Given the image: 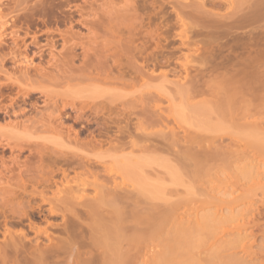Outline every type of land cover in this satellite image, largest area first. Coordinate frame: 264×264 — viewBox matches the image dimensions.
Wrapping results in <instances>:
<instances>
[{
    "label": "bare ground",
    "instance_id": "obj_1",
    "mask_svg": "<svg viewBox=\"0 0 264 264\" xmlns=\"http://www.w3.org/2000/svg\"><path fill=\"white\" fill-rule=\"evenodd\" d=\"M13 1L17 9L16 14L23 12V14H20L23 15L22 18L25 20L29 19L28 17L32 13L38 12L50 15L55 10H59L63 15L61 23L65 24L64 26L68 31H59L58 39L55 35L57 30L53 33L48 30L45 33L42 31V36L46 35L44 44L39 42L40 34L39 32L36 33L37 31L31 35V31L28 29L29 31L26 30L25 36L22 38L18 30L20 28L17 27L18 31H15V22L19 19L13 20L15 27L12 26V28L14 30H11L10 27L11 31L8 34L12 37L13 45L15 44L16 48L20 46L18 41H23L27 45V42H24L25 37L31 36L29 45L34 44L38 47L36 54L40 53L43 56L46 53L48 54H45L46 57H50L49 62H47L50 63L48 65H51L52 70L53 68L56 69V77L52 76L53 71L50 75L48 74L51 70L50 67L48 72L46 68L45 70L43 68V71L41 70L43 73L39 71L41 68L37 69L40 78L44 77L48 80L51 76L58 81L62 79L70 82L73 80H91L101 82V85L102 83L123 84L122 80L127 77L130 80H139V83L143 82V84L138 85V88L136 86V91L146 90L150 111L148 113L147 107L141 105L144 102V99H142L144 96L142 95L137 98V101H142L136 102L134 100L137 105L128 110L124 107V103H121L120 107L115 99L107 100V102H96L95 99L86 100L85 102H78L75 99L53 101L41 85L39 86V84H35L34 81L32 82L29 79L32 74L29 76L30 70L26 69L27 73L22 71L27 74H24L26 77H24V81L26 80L28 83L24 82L26 85H21L24 88H19V93L23 92L24 94H22L30 99L35 91L41 92L46 109L51 108L58 113L57 119H52L51 115H48L50 119L47 123L49 124H43V127L44 125L45 128L48 127V133H50L49 128L54 130L49 134L50 136L53 134L55 136L53 138L64 140L75 147H67L66 152L62 150L47 151L48 149L45 151L44 149L31 147L28 156L22 161L23 149L21 148L23 147L16 154L15 148L8 145L10 151L12 150V160L7 163L3 160V157L0 159V198H2V201H0V264H264V243L259 244L257 251L254 250L256 240L252 241V233H247L249 226L257 228L264 222V193L257 202L259 204L257 208L242 214L243 224L235 225L232 228V230L237 229L239 235L243 236L240 235L234 240L223 241L219 239L211 243L208 249H205L208 244L203 241L204 237L201 239L199 236L205 231L206 227V232L210 234L209 228L211 226L208 228L209 225H207L206 219L212 216H208V218L201 216L197 218L195 224H192L188 220L183 221L189 212L188 210H190L187 201L154 202L155 197H150L153 192L149 191L153 188L146 181L148 180L146 179L147 172L143 169L144 162L146 163L145 153L142 151L136 154L133 152L134 150L128 154L123 153L127 145L133 149L136 147L133 142L127 140H140L144 135L141 116H144L146 120L144 121L149 128H155L164 122L157 110L156 100L158 94L152 90L150 91V89L158 88L156 83H161V79L164 83L176 87H179V85L183 87L186 84L194 85L191 88L193 98L210 92L204 88L207 85L204 86L207 80L213 81L215 79L224 82L227 91H224L223 100L219 99L217 103L221 104L220 106H225L230 113L228 129L238 128L249 133L260 132V124L255 117L263 114L262 109L264 107L257 104L258 101H264V35L260 38L261 40L258 37L257 42L254 40V43L252 41L243 43L245 48L241 47V50L244 48L247 52L243 50L240 54L238 53L239 56L237 54L234 60L207 65L208 67H205V69L195 67V70L194 67L185 64L182 66L184 72L178 71L176 67L175 72L179 75L176 73V76L173 75L180 78L181 81L176 78L178 81L172 82L167 75L162 77L157 75V70H159L158 55L155 51V48H158L157 30L153 27L157 15L153 14L150 17V25L147 24L149 25L147 29H151L149 31L145 30L144 33L143 29L146 25L143 24V26L142 22H140L141 24L138 23V17L131 15L130 6L127 5L128 2H134V0H95L96 4L99 3L98 1L101 4L90 3L89 7L79 5L77 3L79 0ZM190 1L189 4L181 2L179 10L174 11L177 18L179 17L176 19L177 23L185 16L193 21L196 20V24L199 21L200 26L203 25L206 29L212 28L217 31L228 32L233 26L227 21L234 19L237 12H241L235 19L236 22H240L239 26L242 25V22L245 26V22L249 25V22L252 23L256 19L264 18V0H244L241 5V0L239 2H237L238 0H225L221 7L226 12L233 10L223 16H219L216 13L218 11L212 13V11L205 9L206 3L208 4L205 0H201V2ZM218 1L213 0L212 3L217 5ZM245 1L252 3L247 4ZM86 2L88 3V1ZM32 3L34 6L28 8L27 6ZM38 3H41V5ZM122 3L124 4L123 10H115L114 6ZM36 5L37 7H35ZM38 5L42 6V9ZM238 5L240 6L238 7ZM186 9L190 11H186ZM181 10L182 12L184 10L183 13L181 12L182 14L180 13L182 17L176 13ZM225 10L223 11L225 12ZM20 14L16 17L20 18ZM111 14L115 18L120 15L121 20L111 18ZM105 16L110 18L109 23L115 27H110L109 23H105L107 22L104 20ZM115 20L117 23L113 25ZM5 24L8 25L4 23L3 26ZM66 24L71 27H67ZM117 24L120 30L118 34L121 33V38L128 36L126 38L131 45L133 36L137 35L138 37L139 35V38L141 37L145 41H142V49L144 47L145 50L147 47L152 49L150 56L143 57L140 51L141 48L137 49V46L136 49L139 50V53L141 52L139 56L136 55L135 50H133L134 54L129 51L131 48L127 50L128 55L133 54L131 58L125 56L124 50L121 51V54L112 52L109 45L114 42L107 38L109 33L111 34L108 28H116ZM182 24L185 25H183L184 27L187 26L185 23ZM234 24L237 23L234 22ZM77 26L86 29L88 33L82 35L74 32L73 29ZM181 32V35L186 33L185 30L183 31L185 33ZM183 36L180 38L182 39ZM20 37L22 40H19ZM122 40H119L121 45L118 43V48L122 47ZM135 40L138 41L134 38L133 41L135 42ZM59 41H61L62 50L56 54L55 50ZM77 49H81V55L76 54ZM19 50L18 53L21 52ZM188 50L192 51L189 48ZM22 52L20 53L22 59L24 55L28 58L26 56L28 53L23 55ZM244 53L245 55H241ZM15 54L17 55V52ZM123 56L126 59H123ZM1 57H4V55ZM198 57L202 56L199 55ZM14 58L13 60H16V57ZM77 58L82 62V66L75 69L74 64ZM140 58L143 61L142 67L137 65ZM193 59L195 60V58ZM205 61L207 60L205 59ZM190 64L192 63L190 62ZM22 72L20 73L22 74ZM60 72L62 73L60 74ZM173 72L170 71V74ZM115 74L118 76L114 77ZM119 75L124 76L121 78ZM46 76L48 77L46 78ZM181 82L184 83L180 84ZM39 88L40 91H37ZM31 89H33L32 91L37 90L32 92ZM0 96L3 97V94H0ZM202 104L208 105L210 102L204 101L196 104V106ZM17 105V101L9 104L10 109L14 111L23 109L22 106H30L31 110L35 107L27 99L22 101V105ZM117 116L121 119H116ZM133 116L137 120L136 123L133 122ZM64 118L66 120L72 118L76 125L80 124L81 129L75 132L72 131L71 126L65 130L62 122ZM122 123H124V126H121ZM45 131L47 133V129ZM223 132L231 133L232 131L224 130ZM85 133H88L87 137L84 142H81L79 137ZM145 136L160 137L158 132L145 134ZM184 140L189 144L188 148L182 147V142L178 140L171 142L169 139L164 140L166 143L163 147L169 154L177 155V158L187 161L190 167L195 169L196 174H199L210 163H216L220 159L224 162L234 161L236 163L238 161H248L246 176L249 174L251 177L252 172L250 171L255 170L252 164L255 160L246 149H234L235 146L232 145L227 151L222 152L221 146H214V139L199 141L198 139L185 137ZM0 144L3 145L2 142ZM105 145L110 146L107 153H111L110 156H113L114 162H117H115L117 165L114 163L116 166L107 165L103 161L105 156L101 152V148ZM76 146L83 147L86 150H80L78 147L76 149ZM160 147L161 142L153 139L150 148L157 149ZM177 147L179 151L174 154L172 150ZM158 189L160 190L157 187ZM202 196H205V194H202ZM142 197L145 199L141 200ZM243 197V199L250 200L253 196L245 195ZM208 198L210 199V197ZM208 198L201 199L199 207L207 206L209 203ZM183 208L187 211L184 210V213H179ZM58 219L61 221L57 222ZM25 222H28L26 224L28 229H23V227H27ZM43 222H45V227L41 226ZM15 228L20 229L17 231ZM211 229L213 228L211 227ZM242 230L246 232L242 234ZM240 253L242 255H237ZM221 259L226 260L221 263Z\"/></svg>",
    "mask_w": 264,
    "mask_h": 264
},
{
    "label": "rangeland",
    "instance_id": "obj_2",
    "mask_svg": "<svg viewBox=\"0 0 264 264\" xmlns=\"http://www.w3.org/2000/svg\"><path fill=\"white\" fill-rule=\"evenodd\" d=\"M86 1H88V3ZM184 1L183 0H134V2L127 3V5L130 6L129 8L132 11V14L131 13L130 14L138 17L139 19L138 23L142 22V25L143 24L146 25V27L143 25L144 33L145 30L149 31V29H151V28L147 29L150 25L149 24L151 19L150 17L153 14L157 15L156 19L154 20L155 26L153 27L157 30L158 48H155V51L158 55L157 64L159 70H157L158 71L157 75L160 77L167 75L168 79L170 78L169 80L170 81L172 80V82L173 81L176 82L178 80L181 81L180 78L175 77L176 67L178 71L184 72V67L182 66L185 64L186 66L188 65L194 67L193 69L195 70V67L205 69V67H208L209 65L212 64L234 60L237 54L238 53L240 54L244 50L245 47L243 46V43H249L250 41L254 43L256 39H258V37L259 40H261L260 38H262L264 35V18L262 17L263 20L261 18L254 20L255 22L252 21L253 24L249 22V25L245 22V26H243L244 23L242 22L241 23L242 25L239 26L240 22H236L235 19L237 18V16L240 15L241 12H237V14H235L236 16L234 15L235 16L234 19L227 21L228 23L232 24L231 26H233L232 29L229 30L228 32H224L221 30L217 31L212 28L206 29L203 27L202 24H201L202 26H200L199 21L196 24L195 23L196 20L193 21L190 18L185 17L184 16L185 14L183 15L184 16L183 19L180 20L181 22L178 21L177 23L176 19H178L179 17L177 18L174 11L179 10L180 8L179 5L181 2H183L184 4L191 3L190 0L188 1L184 0ZM194 1L201 2V0L200 1L194 0ZM205 1L208 2V4L206 3L207 8L205 7V9H207L210 12L212 11V13L218 11L216 13L219 16H223L224 14L226 15V13L228 12L230 13V11L233 10L231 9L230 11L228 10V12H226V10L223 7H221L222 6L221 4L224 3L225 0H223L222 2L221 0H219L218 1L219 3L217 5L212 3L213 0H210L211 2L207 0ZM243 1L244 0H241L240 5L242 4ZM13 2H14L13 0H0V36H1L0 37V90L2 91V93L0 94L1 95L3 94V97L0 96V143L2 142L3 144V145L0 144V159L3 157V160L7 161V163L10 162V160H12L11 159L12 150L10 151L8 145H10L9 147L12 146L13 148H15V153L18 152L21 147H23L21 148L23 149V153L21 154L22 161L25 159V157L28 156L29 148L31 147H37L40 150L44 149L45 151L48 149L47 151L62 150L66 152L67 147L70 148L74 146V145H70V143L65 142L64 140L61 141L58 138H53L54 136L53 134L52 136L49 135L52 133L51 131L54 130L52 128L51 129L49 128L50 133H48L49 132L48 127L45 128L46 127L45 125L49 124L47 123L48 119H50L48 118V115H51L52 119L53 118L57 119L58 113L54 112L51 108L46 109L45 104L43 102L44 97L41 96V92L35 91L38 88L34 90L35 93L33 97L30 99H28L26 95H23L24 94L23 92L19 93L20 91L19 88H24V86L21 87V85L22 84L26 85L28 83L26 80L24 81V77L25 75H27L26 73L28 72L26 69L30 70L29 76L32 73L30 76L31 78L29 79H31L32 82L34 81L35 84H39V86L41 85L44 88V90L47 92V95H49V97L52 98L53 101H59L61 99H65V100L75 99L78 102L80 101L85 102L86 100L91 101L92 99H95L96 102H101V101L107 102V100L115 99L117 100V103L120 104V107H121V103H124V107L126 108V110H128L129 108H132L133 106L137 105L136 102L139 101V100L137 101V98L140 95H142L144 96L142 98L144 99V102L142 104L141 103L138 104L147 107V112L149 113L150 111L149 99L146 96L147 95L146 90L143 89L141 90L142 92L136 91V88H138L141 84H143V82L139 83V80H130V78L127 77L122 80L123 84L102 83L101 85V82H94L91 80L88 81L73 80L70 82L62 79H59L58 81L56 80V78H52L51 76L50 78H48V80L45 79L44 77L40 78L41 76L39 77V73H38L39 71H41L43 68H44L43 70H45L46 68L47 72L50 70L51 65L50 66L48 65L50 64L48 63L50 57L48 56L46 57V55L48 54L45 53L46 55L44 54L43 56H41L40 53L36 54L38 52V47L36 45L35 47L34 44L29 45L31 42L30 39L31 36H29L28 38L27 36L25 37L24 42H27V45L23 43V41H18V44L20 45L19 47H21L19 50V47L16 48L15 47L16 45L15 44L13 45L14 42L12 41V37H10L9 32L11 30H14L12 26L13 27L16 26L15 31L19 30L20 31L19 34L23 38V36H25L24 33L26 30L27 31L30 30L31 35L37 31L36 33L39 32L40 34L39 42L44 44L46 35L44 36L42 35L47 30L52 33L57 30V32H55L56 34L54 33L57 39L59 37L58 36L59 31L67 30L66 27L64 26L65 24L61 23L63 19V15L59 10L58 11L55 10V12L50 15L49 14L44 15L43 12L40 13L38 12L34 14L32 13L31 15L29 14L30 15L28 17L29 19L25 20L24 18H22L23 15L20 14V13L23 14V12L16 14L17 9L15 8V4ZM85 2L84 0H79L77 3L81 6L89 7L90 3H95L96 1L85 0ZM98 2L99 3L97 4L100 5L101 2L100 1ZM174 2H176V4H174ZM237 2H239V0ZM245 2L244 5L246 6ZM246 3L250 4L252 2L250 3L246 2ZM38 4L41 5V3ZM29 5L27 7L32 8L33 3ZM240 5H238V7ZM123 6L124 4L122 3L114 7L115 10H119V9L123 10ZM35 7H37V5ZM41 7L42 6H40V9H42ZM217 7H220L221 9ZM223 10H225V12ZM237 10L239 11V8ZM186 11H190V10L186 9ZM181 12L182 10L179 11V13L178 12L176 13L178 16L182 17L180 15ZM19 14H20L19 16L20 18L16 17ZM112 17L113 15L111 16V18ZM119 17L120 15L118 17L116 16V18L114 16L113 18L118 20L117 18ZM77 18L78 16L76 17V19ZM15 19L16 20L19 19V21H16L14 26L13 20ZM109 19H110L109 17L105 16L104 20L107 22L105 21L104 22L108 24ZM112 20L114 21V19ZM116 20L115 22H113L114 23L113 25L117 23ZM234 22L237 24H234ZM4 23H7L8 25L5 24L3 26ZM182 23L187 24L186 26L187 31H186V27H184L185 25ZM118 24L116 25V28L113 29L108 28L111 34L109 33L107 38L108 39L110 38L114 43L116 42V44L112 43L111 45H109L110 49H112V52L121 54V51L124 50V52L126 53L128 52L127 50L131 48L129 51L133 52V50H135L134 52H136V55L139 56L140 53L142 52L141 54L143 55V57L145 58L149 57L152 49H150V47L147 46H146L147 47L146 50L144 49L145 47L142 49V45H143L142 41L144 40L141 37L139 38V35L138 37L137 35H135L136 37L133 36L132 39L134 40V38H136L138 40L139 38L140 41L138 40L136 42L135 40L134 42L132 40V45H131V43L127 41L126 37L128 36L126 37L124 36L126 38L125 39V38H121L122 37L120 36L121 33L118 34L120 31L119 27H117ZM66 25L67 27L70 26V25L68 26V24ZM109 25L110 27H115L112 26L111 23H109ZM17 27L20 29H18ZM73 30L74 32L81 33L82 35H86L88 33L86 29L78 26ZM184 30L186 33L183 32ZM180 32L185 33L182 34L185 36V37L183 36L182 39L180 38L182 37ZM179 34L180 37L178 36ZM22 38L19 40H22ZM119 40L123 41L121 47L123 49L118 48L117 44L119 43ZM119 44L121 45V42ZM183 44L185 45L183 46ZM24 46L25 47L28 46V47H26L25 49ZM136 46L137 49L141 48L140 53L138 52L139 50L136 49ZM56 47L57 48L55 50V53L58 54L59 51L62 50L61 41H59ZM241 47L244 48H242L241 50ZM188 48L192 49V51L191 50L189 51ZM24 49L26 50L25 53H24L25 51ZM18 50L21 52L24 50L22 52L23 55L28 53L26 54L28 58H26L25 55H24L25 59L23 57L26 63L24 62L22 56L20 55L21 52L18 53ZM245 50L244 52H247ZM13 51L15 53L17 52V55ZM76 54L81 55V49H77ZM133 54L128 55L126 53L125 56L131 58V55L133 56ZM3 55L4 57H1ZM199 55L202 57H198ZM241 55H245V53ZM125 56H123V59H126ZM14 57H16V60H13L15 59ZM41 58H43V60H41ZM193 58H195V60ZM205 59L207 61L204 62ZM139 60L137 65L142 67L141 64L143 61L142 59L140 61ZM190 62L192 64H190ZM81 63L82 62L80 61V59L77 58L74 64V68L75 69L80 68L82 66ZM179 66L183 69H181ZM38 68L41 69L38 71L37 70ZM193 69L191 70L193 71ZM22 71L25 72L27 71V72L23 73ZM52 71H53L52 76L56 77L55 74H57V71L55 68H53L52 70L51 67V70L49 71L50 73L48 74L50 75ZM170 71L172 72L174 71V72L170 74ZM20 72H22V74ZM61 73L62 72H60V74ZM33 74L34 75L37 74V75L34 76ZM176 74L179 75V73ZM117 76H118L117 74L114 75V77ZM119 76L121 77V75ZM47 77L48 76H46V78ZM24 82H26V84ZM184 82H181L180 84ZM156 84H158L157 85L158 88L150 89V91L152 90L153 92L158 94L156 100L157 110L159 112V115L162 116V119L161 118L160 119L163 120L164 122L160 126H157L155 128H149V126L145 122L146 120L144 116H141L142 119L141 122H142V129L144 130V135L145 134L149 135L153 132H158V135L160 137L159 138L147 137V136L144 137V135H142L143 137H141L142 139L140 140L129 139L127 141L133 142L136 147L133 149L128 147L127 145V148L125 150L123 149L124 150L123 153L124 154L131 153L132 150H134L133 152L136 154H139L142 151L145 153L146 157L144 158L146 163L144 162L145 168L143 166V169H145V172H147L146 179L148 180L146 181L150 184L149 186L153 188V190H155L153 191L152 189H149V191L151 190L153 192L150 197H155L156 199L154 202L163 203L165 201H177V200H183L185 202L187 201L188 204L190 205L189 207L190 210H188L189 211L187 213L188 216L186 215L187 217L185 216L183 221L186 222L188 220L192 224H195L197 218L201 216H206L207 218L208 216H212L211 218L206 219L208 222L207 225H209L208 228L210 226L213 228L211 229L210 227L209 228L210 230L208 229L210 231V234L206 232L207 229L206 227L205 231L202 232V234H200L199 236L201 239L204 237L205 239L203 241H205V243L208 244V246L205 249H208L211 243H214L219 239L226 241V240H234L237 237H240L241 234L239 235V231L237 229L232 230L233 226L243 224L242 214H246L248 210L257 208L259 206L257 202H259L260 196H262L264 193V107L262 109L263 114L256 115L255 117L257 119V122L260 124V128H261L260 132L249 133L247 131H242L238 128L228 129V126L230 125L229 123L230 113L228 112L225 106H220L221 104L219 105V103H217L219 99L221 101L223 100L222 97L224 91L225 90L227 91L224 82L215 79L213 81L207 80V83H205L204 86L206 84L207 85L204 88L209 90L210 92L206 95L198 96L196 98H193V95L191 93V88L194 86L193 84H191L193 86H190L185 83L188 86L184 85L185 87L184 86L180 87L179 85V87H176L164 83L162 79H161V83L157 82ZM32 90L33 89H31V91ZM37 91H40V88ZM24 99H27L28 101H30L31 104L35 105L36 107V108L34 107L35 110L34 109L31 110L30 106H26V107L22 106L23 109L20 110L17 109L18 111L17 110L14 111L10 109L11 107L9 106V104H11V102L17 101L18 105L20 106L22 105V101ZM134 100L136 102H134ZM204 101L210 102V104L208 105L202 104L196 106V104ZM257 104L264 106V101H258ZM6 107L9 108V111L8 108L6 111ZM116 119H121V118L117 116ZM62 122L64 123V125L63 124L62 125L65 128V130L69 129L71 126H72L71 128L72 131L75 132L81 129V126H79L80 124L76 125V122L72 118L67 120L64 118ZM133 122L134 123L137 122L134 116H133ZM16 124L18 125V128ZM43 124H45L44 127ZM12 125L13 126L16 125V126L13 127ZM164 125H167L168 127ZM121 126H124V123H122ZM46 129H47V133L45 131ZM224 130H231L232 132L224 133L223 132ZM87 134L88 133H85L84 135L83 134L80 135L79 138L81 139V142H84L85 138L87 137ZM185 137L190 139H198L199 141L214 139L215 140L214 146H221L222 152L227 151L228 148H231L230 146L232 145L235 146L234 149H240V150L246 149L247 151L250 152L251 157L254 158L255 160L252 163L255 170L253 169H252L253 171L249 170L250 172H252L251 173L252 176L250 177L249 174L248 176H246V170H248L247 165L249 164L248 161L246 162L238 161V163H236L234 161L224 162L221 159L216 163H210L208 166L205 167V169H202L199 174H196L195 169L191 168L187 161H183L177 158L176 157L177 155L169 154V152H167V150L163 147L164 144L166 143L164 140L169 139L171 142L178 140L179 142H182L181 145L182 147L188 148L189 144H187V142L184 140ZM153 139H156L157 141L161 142L160 148L157 149L150 148ZM77 147L79 148V146H76V149H78ZM109 148H110L109 145L107 146L105 145L101 148V152L105 156L103 161L106 162L107 165L113 166L117 162L116 161H115L116 163L114 162V159L112 158L113 156H110L111 153L110 154L107 153V150ZM79 149L86 150L83 147ZM178 149H179L178 147L174 148L172 152L175 154V152L179 151ZM72 175L73 174H71V176ZM74 175L72 177H74ZM157 187L160 188V190L159 189L157 190ZM202 194H205V196H202ZM245 195L246 196L252 195L253 197H251L250 200L243 199L244 198L243 196ZM208 197H210V199ZM206 198H208L209 201L208 205L207 206L203 205L205 207L202 206L199 207L201 204L199 201L201 199H206ZM144 199L145 198L143 197L141 198V200ZM0 201H2V198H0ZM198 207L201 209H199ZM197 208L199 209L198 212H196V210H198ZM185 209H187V207H185ZM185 209L183 208L179 213H184ZM225 217L227 218L225 219ZM60 221H61L60 219L57 220V222ZM26 224H28V222H25V225ZM41 226L45 227L46 226L45 222H43ZM26 228L28 229V226L23 227V229ZM15 229L17 230V228ZM19 229L20 228H18V230ZM245 232H246L245 230H242L241 233L243 234ZM247 233L249 234L252 233L251 234L252 241L256 240L253 249L257 251V249L259 248V244L264 243V222H262V225L257 228L254 226L251 227L249 226L247 229ZM30 236L32 235L30 234ZM219 243H221V241H219ZM237 255H242V253ZM225 260L226 259H221L220 262L223 263V261Z\"/></svg>",
    "mask_w": 264,
    "mask_h": 264
}]
</instances>
